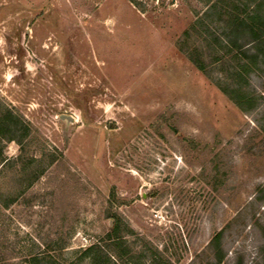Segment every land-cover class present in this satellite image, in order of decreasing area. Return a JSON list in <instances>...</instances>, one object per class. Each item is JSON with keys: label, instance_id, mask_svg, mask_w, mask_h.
I'll return each mask as SVG.
<instances>
[{"label": "rangeland", "instance_id": "rangeland-1", "mask_svg": "<svg viewBox=\"0 0 264 264\" xmlns=\"http://www.w3.org/2000/svg\"><path fill=\"white\" fill-rule=\"evenodd\" d=\"M250 3L0 0V264H264Z\"/></svg>", "mask_w": 264, "mask_h": 264}, {"label": "trees", "instance_id": "trees-1", "mask_svg": "<svg viewBox=\"0 0 264 264\" xmlns=\"http://www.w3.org/2000/svg\"><path fill=\"white\" fill-rule=\"evenodd\" d=\"M232 12L226 22L227 26L222 42L226 44L227 48L238 49L241 52L242 59H246V63L242 65V68L245 72H248L250 66L259 67L260 64L264 63V0H251L244 13ZM198 67L202 71L205 70L201 65H198ZM223 91L227 92L224 88ZM0 128L2 132H7V134H3L8 139L17 138L18 121L11 114L4 117ZM113 219L112 231L108 233L109 238L117 235L120 230L119 219L115 217ZM221 236L222 234L219 233L214 238L213 244L218 245ZM263 251L264 245L262 247Z\"/></svg>", "mask_w": 264, "mask_h": 264}, {"label": "water", "instance_id": "water-1", "mask_svg": "<svg viewBox=\"0 0 264 264\" xmlns=\"http://www.w3.org/2000/svg\"><path fill=\"white\" fill-rule=\"evenodd\" d=\"M67 119L69 120L70 118L69 117H67ZM72 119V118H71Z\"/></svg>", "mask_w": 264, "mask_h": 264}]
</instances>
